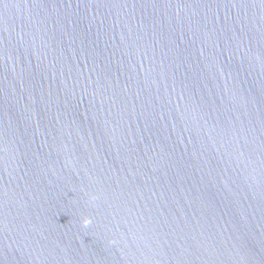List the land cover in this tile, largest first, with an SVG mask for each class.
<instances>
[{
    "label": "water",
    "instance_id": "water-1",
    "mask_svg": "<svg viewBox=\"0 0 264 264\" xmlns=\"http://www.w3.org/2000/svg\"><path fill=\"white\" fill-rule=\"evenodd\" d=\"M0 264H264V0H0Z\"/></svg>",
    "mask_w": 264,
    "mask_h": 264
}]
</instances>
